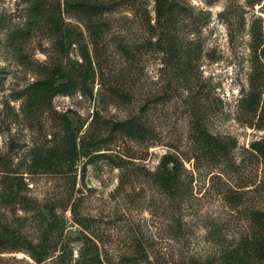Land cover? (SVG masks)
I'll list each match as a JSON object with an SVG mask.
<instances>
[{
    "label": "rangeland",
    "instance_id": "374dc122",
    "mask_svg": "<svg viewBox=\"0 0 264 264\" xmlns=\"http://www.w3.org/2000/svg\"><path fill=\"white\" fill-rule=\"evenodd\" d=\"M38 1L64 31L59 40L46 29L31 30ZM70 1L0 0V224L33 243L51 234V256L42 264H88L93 255L100 262L92 264H217L264 212V159L250 151L264 140V111L241 105L253 88L264 92L253 37L254 31L264 37V0H178L189 9L180 35L195 52L188 82L154 46L135 63L120 53L121 45L148 38L137 5L155 25V0H87L110 6L98 40L78 12L67 11ZM56 67L79 78L82 91L60 95L50 111L28 117L24 92ZM195 95L206 106L208 131L228 145V159L199 156ZM148 104L149 141L105 130L110 121L143 116ZM64 116L79 137L93 138L89 156L64 173L35 170L33 151L65 139ZM169 156L183 164L176 198L153 176ZM11 181L19 192L9 202ZM0 264L38 263L19 251L0 253Z\"/></svg>",
    "mask_w": 264,
    "mask_h": 264
},
{
    "label": "trees",
    "instance_id": "16d2710c",
    "mask_svg": "<svg viewBox=\"0 0 264 264\" xmlns=\"http://www.w3.org/2000/svg\"><path fill=\"white\" fill-rule=\"evenodd\" d=\"M209 1L213 3L217 0ZM135 2L138 1L135 0ZM155 2V25L152 23L153 19L148 9L141 6L140 1L137 5L148 38L138 44L139 46L121 45L120 53L126 63H135L138 57H142L147 51L153 52L154 46L167 55L168 63H175L182 73V77L188 82L191 77V65L194 62L195 52L191 49L189 43L181 37L180 28L181 20L187 17L189 9L184 7L178 0H155ZM256 3L258 2L253 3V5ZM66 7L67 11L78 12L82 16L87 30L95 40L102 38L101 30L102 26L105 25L103 19L106 13L110 12L109 5L87 0H73L67 2ZM32 26L31 30L33 31L35 29H46L58 40L64 35L60 24L49 16L48 8L41 1L34 5ZM156 36H158V40L156 44H153V39ZM253 37L258 41L254 53L264 81V37L262 31H254ZM85 60H88L87 63H91L88 55ZM256 70L258 71V69ZM81 85L79 78H73L62 67H56L48 72L46 78L36 81L24 92L22 97L24 112L28 117L36 119L51 110L56 97L60 95L70 96L82 91ZM263 95V91L253 88L242 96L241 105L251 113H258L261 108L264 111L262 107L264 104ZM146 101L150 103L153 100ZM152 104L146 105L145 109L142 110L143 116H135L117 122L110 121L104 125L105 130L111 135L133 141H149L152 138V130L149 128L144 116L147 117ZM191 106L194 118L193 132L199 149V156L210 161L228 159L230 155L228 145L223 140L213 136L207 129L206 106H204L203 100L195 95ZM62 124L65 132L64 140L55 143L51 147L33 151L32 167L35 170L45 173H64L67 170L74 169L82 155L89 156L85 150L86 147L92 146L90 142L93 138L90 136L79 137L75 133L72 121L68 116H64ZM250 151L264 159V140L252 143ZM165 159L167 161L160 165L153 176L163 193L176 198L181 187L180 171L183 164L178 157L169 156ZM17 185L18 183L15 186ZM18 192L19 190L14 191L12 181L9 182L6 196L9 202L17 200ZM51 214L54 215V213ZM254 220L256 227L252 233L237 246L225 251L217 264H264V212L258 211ZM51 231L49 229L48 232ZM50 235L47 233L43 242L33 243L22 233L0 224V253L24 251L36 263L42 264L51 256L52 241L51 238H48ZM87 261L88 264H92L100 262V259L93 255Z\"/></svg>",
    "mask_w": 264,
    "mask_h": 264
}]
</instances>
